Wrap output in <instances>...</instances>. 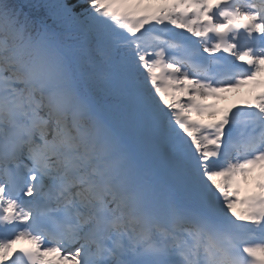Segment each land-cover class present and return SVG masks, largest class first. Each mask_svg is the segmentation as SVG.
<instances>
[{"label":"snow or ice","instance_id":"snow-or-ice-1","mask_svg":"<svg viewBox=\"0 0 264 264\" xmlns=\"http://www.w3.org/2000/svg\"><path fill=\"white\" fill-rule=\"evenodd\" d=\"M0 264H264V0H0Z\"/></svg>","mask_w":264,"mask_h":264},{"label":"rangeland","instance_id":"rangeland-1","mask_svg":"<svg viewBox=\"0 0 264 264\" xmlns=\"http://www.w3.org/2000/svg\"><path fill=\"white\" fill-rule=\"evenodd\" d=\"M217 105L219 104L218 102H215Z\"/></svg>","mask_w":264,"mask_h":264}]
</instances>
